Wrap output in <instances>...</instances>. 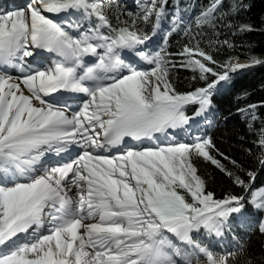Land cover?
Here are the masks:
<instances>
[{
	"label": "snow or ice",
	"instance_id": "obj_1",
	"mask_svg": "<svg viewBox=\"0 0 264 264\" xmlns=\"http://www.w3.org/2000/svg\"><path fill=\"white\" fill-rule=\"evenodd\" d=\"M248 7L209 0L194 17L181 0H137L136 12L119 0L0 7V264H264L248 240L264 236L256 172L208 132L192 135L200 121L213 126L217 95L264 65L251 54L217 58L237 47L229 33L256 30L237 19ZM179 33L188 43L172 53L169 37ZM178 67L200 86L179 91ZM260 107L238 111L264 168ZM200 159L240 191L208 190Z\"/></svg>",
	"mask_w": 264,
	"mask_h": 264
},
{
	"label": "trees",
	"instance_id": "obj_2",
	"mask_svg": "<svg viewBox=\"0 0 264 264\" xmlns=\"http://www.w3.org/2000/svg\"><path fill=\"white\" fill-rule=\"evenodd\" d=\"M208 2L209 0H181V7L187 6L189 11L186 16L194 17ZM243 2L250 7L241 11L237 19L251 23L256 30L235 37L229 33L228 38L232 39L237 47L234 50H222L218 59L223 60L231 55L245 60L249 54L264 58V0H243ZM224 38L221 36V39ZM171 42L169 51L178 53L188 40L182 34L181 37H174ZM175 59L179 62L178 56ZM191 77L192 72L183 67H178L172 73L174 86L179 91H188L200 86L192 81ZM244 93L248 94L246 99H238ZM250 103L264 104V65H256L251 70L240 73L228 91L214 98V106L219 113L216 116V126L210 130L209 134L212 135L216 148L225 156L236 160L247 171L258 173L254 180L257 187L264 183V168L260 169L257 161L259 150L253 143L257 137L254 130H249L245 119H241V113L238 111ZM257 114L264 117V107L258 108ZM259 127L260 122L257 121L255 128ZM249 148L252 149V155L246 151ZM214 155L228 168H232L229 160L218 154L214 153ZM196 166L199 173L206 179L208 190L213 191L217 197H222L229 191L234 193L240 191L224 172L210 162L200 159L196 161ZM248 240L251 254L256 258L264 256V236L253 232Z\"/></svg>",
	"mask_w": 264,
	"mask_h": 264
},
{
	"label": "rangeland",
	"instance_id": "obj_3",
	"mask_svg": "<svg viewBox=\"0 0 264 264\" xmlns=\"http://www.w3.org/2000/svg\"><path fill=\"white\" fill-rule=\"evenodd\" d=\"M120 1V0H119ZM129 1V3L131 4V7H129L130 9H133V10H138L137 9V0L136 1H134V4H133V1L132 0H128ZM125 1H123V4L127 7L128 6V3H126ZM133 4V5H132ZM205 123V122H204ZM195 136V135H194ZM261 187H264V183L263 184H261V185H259V186H257L256 188H261Z\"/></svg>",
	"mask_w": 264,
	"mask_h": 264
},
{
	"label": "bare ground",
	"instance_id": "obj_4",
	"mask_svg": "<svg viewBox=\"0 0 264 264\" xmlns=\"http://www.w3.org/2000/svg\"><path fill=\"white\" fill-rule=\"evenodd\" d=\"M45 54H46V53H45ZM240 60H241V59H240ZM244 61H245V60H241V62H244ZM12 75H13V76H16V75H18V73L15 72V71H13V72H12ZM74 110H76V107H74ZM75 149H78V148H75ZM78 150H79V149H78ZM113 154H118V153L113 152ZM50 155H51V154H50ZM50 155H49V156H50ZM53 156H54V155L52 154L51 158H52Z\"/></svg>",
	"mask_w": 264,
	"mask_h": 264
}]
</instances>
